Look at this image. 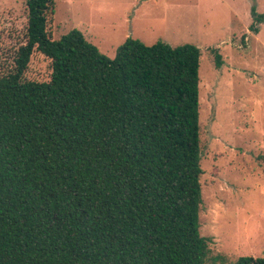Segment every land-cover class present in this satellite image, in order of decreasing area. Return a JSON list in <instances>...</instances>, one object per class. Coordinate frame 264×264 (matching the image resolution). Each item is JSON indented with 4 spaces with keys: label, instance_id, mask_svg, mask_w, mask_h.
Returning <instances> with one entry per match:
<instances>
[{
    "label": "trees",
    "instance_id": "obj_1",
    "mask_svg": "<svg viewBox=\"0 0 264 264\" xmlns=\"http://www.w3.org/2000/svg\"><path fill=\"white\" fill-rule=\"evenodd\" d=\"M54 7L27 0L0 48V264H264L199 232L200 49L128 38L110 59L77 29L53 40ZM34 52L48 81L25 78Z\"/></svg>",
    "mask_w": 264,
    "mask_h": 264
},
{
    "label": "rangeland",
    "instance_id": "obj_2",
    "mask_svg": "<svg viewBox=\"0 0 264 264\" xmlns=\"http://www.w3.org/2000/svg\"><path fill=\"white\" fill-rule=\"evenodd\" d=\"M26 1L0 0V48L10 54L23 41ZM54 2L51 38L77 29L110 59L128 38L200 49L199 232L229 263L264 257V23L249 30L251 7L264 14V0ZM50 73V61L34 52L25 78L45 82Z\"/></svg>",
    "mask_w": 264,
    "mask_h": 264
}]
</instances>
